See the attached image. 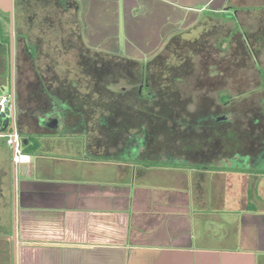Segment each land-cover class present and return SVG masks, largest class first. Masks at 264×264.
<instances>
[{"label":"crops","instance_id":"1","mask_svg":"<svg viewBox=\"0 0 264 264\" xmlns=\"http://www.w3.org/2000/svg\"><path fill=\"white\" fill-rule=\"evenodd\" d=\"M93 1L72 0L75 10L45 25L62 26L55 39L0 13V97L9 96L22 152L31 158L14 173L13 149L0 135V264H264V173L228 178L211 167H192L189 174L170 164L127 166L123 140L106 141L107 113L93 110L95 85L66 80L69 67L51 63L66 51L96 54L84 42L80 20L83 2ZM161 1L182 10L169 44L205 37L210 24L217 31L234 24L225 16L233 12L240 20L241 8L253 7L248 13L255 19L258 5L264 7V0ZM187 24L194 28L184 30ZM24 58L36 66L27 79L19 75ZM36 71L53 80L36 84ZM182 79L175 72L170 88Z\"/></svg>","mask_w":264,"mask_h":264},{"label":"rangeland","instance_id":"2","mask_svg":"<svg viewBox=\"0 0 264 264\" xmlns=\"http://www.w3.org/2000/svg\"><path fill=\"white\" fill-rule=\"evenodd\" d=\"M130 1H133L136 5L140 2L141 5L133 7L134 4L127 3L125 0H95L91 4L85 2L82 4L84 9L81 10L80 18L83 19L80 20L85 24H83L82 30L84 42L91 51L96 52V54L92 52L94 55L91 56L92 60H97L98 66L102 69L106 67L110 71L106 75L100 73L105 76V82H99L96 79L98 85L92 89V92H96L95 94L91 93V100L96 104L93 106V110H96L97 114H110L111 110H109L108 105L112 103V98H116L111 92L119 94V96L117 95L119 98L122 96L121 94L126 93L123 88L128 91L131 87H134L130 83L129 70H132L136 76L138 71L132 68L126 59L139 62V69L143 68L144 70L146 66L145 77H149L151 83L148 91L150 94L159 93L161 89L166 90L173 86L170 81L176 72L179 78H183V82L177 84L176 88L173 87L172 90L180 96L192 98V109L204 108L203 110H205V107H209L210 111L213 112L215 106L213 108L212 105H215L218 100L229 102L226 108H229L232 112H248L254 103H260L261 106V101L264 99V42H261L258 37L261 36L260 30H262V33L264 32L263 6L258 5L255 19L250 18L248 13L254 11L253 7L241 8L240 20L236 18L233 12L231 15L225 16L231 19L235 25L229 22L223 27L218 25L217 31L215 25L210 24L206 29L208 31L205 35L206 38L200 37L197 40L186 41L184 39L186 37L183 36L169 44L168 39L171 34L180 30L181 26L175 21H179L178 17L182 14V10L173 8V6L170 7L168 2L161 0ZM250 1V3H254V0ZM257 3L263 5V3ZM50 12L56 14L58 11L50 10ZM64 18L66 19V17ZM189 18L192 19L191 16ZM166 19L167 22H165ZM190 27L194 28V26H188L187 24L183 26V29L188 30ZM79 30L78 27H75V32ZM44 31L48 32L50 37L53 35V39L56 38L57 33L61 37L63 32L62 26H59L58 29L56 27L47 29L45 26ZM64 31L67 35L68 32H71V29L65 28ZM51 33L53 34L51 35ZM254 34L257 41L251 40V42H254L252 47L254 50L256 49V56L252 57L245 48V46L249 47V42L246 41L244 46L243 40L245 36L250 37ZM55 42V40L51 41L53 47L56 46ZM74 44L76 47L77 42L71 41L72 47H74ZM167 44L170 45L169 48H165ZM215 46L223 47V51L214 50ZM202 47L204 50L195 51V49H201ZM83 48L80 49L84 50ZM68 52L66 51L63 58L56 57L55 61H51V63L56 62L59 65L69 67V70L64 72L66 80L82 81V85L91 82L95 85L91 74L85 72L87 69L82 67V58L73 51L69 54ZM77 65H81V67L77 68ZM127 67L130 69L128 70ZM153 81L156 82L153 83ZM173 81L177 82L178 80L174 79ZM213 84L216 85L212 86ZM82 92H85V90H82ZM147 95L144 92V96ZM222 97L225 99H222ZM121 101L124 100L120 99V102L115 104V111ZM129 103L134 109L140 108L147 114L151 113L147 109L152 108V106L148 104L140 107L133 100ZM134 132L136 131L134 130ZM131 133L129 131L125 135L128 136ZM99 140L97 138L98 143ZM106 141H108V137ZM120 156L124 158L123 163L130 167H144V165L148 167V165H152L159 169L170 164L171 167H176V170L187 171L189 174L188 170L192 167L195 168L193 165L175 162L166 164L164 162L148 163L138 158L135 151L131 154L125 152ZM222 156L225 162L217 163L216 166H212L208 170L218 173L223 172L224 176L228 178L264 173V158L256 160L259 162L258 166H253L248 163L249 160L246 158L243 159V164L239 157L227 160L229 157L234 156L230 151H226ZM155 157L153 158L156 161ZM155 167L150 169H156Z\"/></svg>","mask_w":264,"mask_h":264},{"label":"flooded vegetation","instance_id":"3","mask_svg":"<svg viewBox=\"0 0 264 264\" xmlns=\"http://www.w3.org/2000/svg\"><path fill=\"white\" fill-rule=\"evenodd\" d=\"M74 7L72 0H13V19L16 23L33 25L39 32L44 33L45 25L54 26L57 23V14L75 10ZM50 10L58 12L53 14ZM5 15L10 20V16ZM1 31L4 30L0 25ZM260 34L258 39L264 42V32L262 33L261 30ZM242 36L244 37L243 34ZM255 36V34L250 37L245 36L243 40L244 46L246 41L249 42V47L245 46V48L252 57L256 56V51L252 47V44L257 41ZM22 38L25 43V37ZM81 58L82 67L89 70L95 86L98 85L96 79L99 82H105V76L100 73L106 75L110 73L109 69L106 67L102 69L97 65V60H92L91 56L89 58L81 56ZM126 60L138 71V74L136 76L127 67L130 83L134 87L128 91L123 88L126 93L121 94L119 98V94L111 92L116 98L111 99L112 103L108 105L111 111L105 119L109 144L116 146L122 139L124 152L131 154L137 151L138 158L148 163L175 162L204 169L214 167L220 162L224 163L222 155L230 151L234 156L227 160L239 157L243 164V159L246 158L250 165L258 166L259 162L256 160L264 158V99L261 101V106L260 103H254L253 107L245 113L232 112L226 108L229 102H220V100L212 105L213 108L215 106L213 112L209 107H205V110L204 108L192 109V98L180 96L170 87L166 90L161 89L159 93H148L151 83L149 77H145L146 66L144 70L139 69V62ZM34 63L30 58H24V67L19 72L22 79H27L31 75L36 67ZM33 75L36 84H41L43 79L53 80L52 76L43 78L38 71L33 72ZM214 85L216 84L212 86ZM144 92L148 94L146 97ZM120 99L124 101L117 105L115 111V104L120 102ZM222 99L225 98L222 97ZM132 100L140 107L147 104L152 106L147 109L151 113L147 114L140 108L131 107L129 101ZM94 111L96 113V110ZM56 121L58 126L59 120ZM46 125L54 126V120H50ZM245 126L247 127L243 128ZM129 127L138 128L137 133L126 136L125 134L129 132L126 129ZM152 156H156V161Z\"/></svg>","mask_w":264,"mask_h":264},{"label":"built area","instance_id":"4","mask_svg":"<svg viewBox=\"0 0 264 264\" xmlns=\"http://www.w3.org/2000/svg\"><path fill=\"white\" fill-rule=\"evenodd\" d=\"M9 105V96L0 97V113L4 112ZM3 136L7 139V144L13 149V163L18 167L28 165L31 162V158L22 152V143L18 132L15 130Z\"/></svg>","mask_w":264,"mask_h":264},{"label":"water","instance_id":"5","mask_svg":"<svg viewBox=\"0 0 264 264\" xmlns=\"http://www.w3.org/2000/svg\"><path fill=\"white\" fill-rule=\"evenodd\" d=\"M0 11L10 16L12 24L13 18V0H0ZM12 33V32H11ZM16 118L14 108L8 107L4 112L0 113V135L15 131ZM20 168L22 171L26 170L27 167ZM16 165H13L14 173L16 172Z\"/></svg>","mask_w":264,"mask_h":264}]
</instances>
